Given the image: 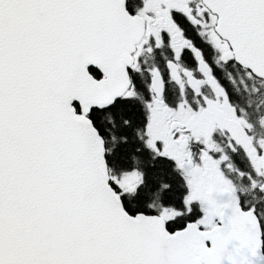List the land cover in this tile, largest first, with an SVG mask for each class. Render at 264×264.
<instances>
[{
    "label": "snow or ice",
    "instance_id": "6c2138e0",
    "mask_svg": "<svg viewBox=\"0 0 264 264\" xmlns=\"http://www.w3.org/2000/svg\"><path fill=\"white\" fill-rule=\"evenodd\" d=\"M0 264H264V0H0Z\"/></svg>",
    "mask_w": 264,
    "mask_h": 264
}]
</instances>
